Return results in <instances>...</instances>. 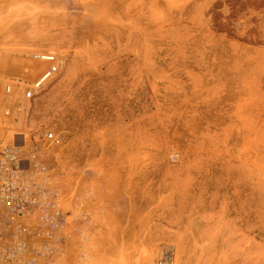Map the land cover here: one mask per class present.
<instances>
[{"label":"rangeland","instance_id":"374dc122","mask_svg":"<svg viewBox=\"0 0 264 264\" xmlns=\"http://www.w3.org/2000/svg\"><path fill=\"white\" fill-rule=\"evenodd\" d=\"M46 39L55 220L0 264H264V0H0V83Z\"/></svg>","mask_w":264,"mask_h":264},{"label":"built area","instance_id":"2783aa9c","mask_svg":"<svg viewBox=\"0 0 264 264\" xmlns=\"http://www.w3.org/2000/svg\"><path fill=\"white\" fill-rule=\"evenodd\" d=\"M51 58V56L47 57V59ZM48 62L49 66L52 65V61ZM54 68L50 66L39 81L31 85L29 89L22 91L21 96L24 101H30L35 96L33 91H37L42 87V83L52 76ZM2 81H4V91L8 92L14 80L9 78ZM2 107L0 103L1 111ZM6 118L0 114V125H4L2 122ZM25 118L14 117V123H11L10 127L16 128L15 124L17 125L19 120H26ZM28 124L23 123L26 127ZM23 132L13 131L9 138L0 140V246L3 245L7 234L13 239L21 235V231L24 230L21 225L48 224L55 220L54 214L56 211L50 209L55 206V203L51 198L52 195H50L49 182L48 180L43 181L47 177L43 175L42 158H40L42 166L34 168L35 159L41 155L39 154L41 147L32 145L34 136L38 132L31 129V135L28 138L29 143L26 141ZM45 136L47 140L51 138L49 132ZM1 251L10 255L16 249L2 246Z\"/></svg>","mask_w":264,"mask_h":264},{"label":"bare ground","instance_id":"6f19581e","mask_svg":"<svg viewBox=\"0 0 264 264\" xmlns=\"http://www.w3.org/2000/svg\"><path fill=\"white\" fill-rule=\"evenodd\" d=\"M37 45H38L37 47L39 50H36L34 52V55L32 56L33 57L32 61L27 63V65H24V67L17 66L18 67V68H16L17 70H15V72L13 73L14 78H11L14 80L13 85H11V89L8 92H5L4 86H1V87H3V91L0 92V103L3 106L2 107L3 109H2V111L0 110V114L3 115L5 118L6 117L7 118L5 119V121L2 122V123H4V125H0V140L3 138H9L11 136V134L13 133V131L14 132L24 131L23 133L25 134L26 141L29 143L28 138L31 135L30 131H31V129L35 130L34 128H36V125H34L33 123H29L26 127L25 125H23L24 120L23 121L19 120L17 122L18 124L17 125L15 124L16 128H11L10 124L14 123L13 122L14 117L17 116V117H19V119H21V117L22 118L24 117V115H21L20 111L18 110V108L20 106L23 105L25 107V109H27L28 111H30V110L32 111V109H31L32 104L30 103V101L34 100L35 97L41 95L39 98H37V100L38 99L40 100L43 97V101H45V103L46 102L49 103L51 100L49 98V96L48 97L42 96L43 94H39L36 96V92L43 89L46 86V83L48 81H50V79L56 75L58 70H60L62 72L63 69H65V65H66L64 63L65 59L64 60L62 59V57L64 55H62L61 52L56 50V48L59 46L57 42H55L53 39H46V40L38 41ZM41 52H48V53L42 54ZM35 56H37V57H35ZM49 56H51L52 58L47 59V57H49ZM48 61H52V65H50V66L55 67L52 76H50L49 79H47L46 81H44L42 83V87L39 90L33 91L35 96L30 101H24L22 99V96H21L22 91H24L25 89H29L31 87V85L35 84L37 81L40 80L43 73L50 67ZM11 67H13V66H11ZM2 82H4V81H1L0 85L4 84ZM48 103H47V105L45 104V106L44 105L43 106L48 107ZM34 104H36L35 101H34ZM15 106H18L16 111H15ZM10 114H11V116H10ZM46 128L47 127H44L40 131L37 130L36 132H38V134H36L34 136V143H36V144L32 143V145L41 147V149H39V152H40L39 154H41V155L39 156V154H38L39 158L35 159L34 168L35 167L38 168L39 166H42L40 161H42V160H45L46 162L48 161V157L44 155V153L48 152V151H45V149H44V145L46 143H49L52 141L50 145L48 144V147H54L53 143H55V145H56L55 148L59 147L58 146L59 144H56L57 140H55L54 132L52 130H49ZM25 129H28V130L25 131ZM47 132H49L51 134V138L49 140H47V138L45 136L47 134ZM55 134H56V136H58V133H55ZM58 138H59V136H58ZM53 140H55V141H53ZM40 158H42V160H40ZM50 164H51V162L47 163V165H50ZM42 171L46 172V170H44V169H42ZM45 172H43V175L44 176L46 175L47 178L43 179V181L48 180L49 184L51 185V177L50 176L48 177Z\"/></svg>","mask_w":264,"mask_h":264}]
</instances>
